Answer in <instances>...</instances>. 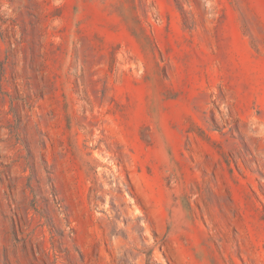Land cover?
<instances>
[{
    "label": "rangeland",
    "instance_id": "obj_1",
    "mask_svg": "<svg viewBox=\"0 0 264 264\" xmlns=\"http://www.w3.org/2000/svg\"><path fill=\"white\" fill-rule=\"evenodd\" d=\"M127 260L264 264V0H0V264Z\"/></svg>",
    "mask_w": 264,
    "mask_h": 264
},
{
    "label": "bare ground",
    "instance_id": "obj_2",
    "mask_svg": "<svg viewBox=\"0 0 264 264\" xmlns=\"http://www.w3.org/2000/svg\"><path fill=\"white\" fill-rule=\"evenodd\" d=\"M119 184H121V182H119ZM101 196V195H100ZM102 196L105 198V202L107 203V205H111V207H115L120 213H121V218H120V225L119 227H123L124 231L126 232V234L128 235L127 237H129L131 240L133 241H137L138 237L132 232V227L136 226L135 223V219H137V216L134 215L135 213H133L131 211L130 205L127 204V202L123 199V197L120 198V202L119 203H115L113 204V199L111 197V193H108L107 196V192L104 191ZM107 196V197H106ZM103 200V199H102ZM105 203V204H106ZM111 209V208H110ZM113 210V209H112ZM117 213V212H116ZM137 222V221H136ZM138 223V222H137ZM135 229V227H134ZM119 231V230H118ZM123 231V233H124ZM138 234V233H137ZM144 236V235H143ZM121 239V238H120ZM130 240V241H131ZM129 241V242H130ZM127 242V241H126ZM118 248L120 247L121 242H116ZM128 244V243H127ZM122 246V245H121ZM124 248V247H123ZM121 250V249H120ZM122 251V250H121ZM125 251V250H124ZM129 253V252H128ZM127 253V254H128ZM120 255V254H119ZM129 256V255H128ZM126 258V257H125ZM141 259V258H140ZM132 260V259H131ZM131 260H127L128 263L127 264H132ZM123 264V263H122ZM134 264V263H133Z\"/></svg>",
    "mask_w": 264,
    "mask_h": 264
}]
</instances>
